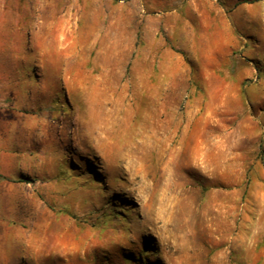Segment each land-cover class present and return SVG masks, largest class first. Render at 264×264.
I'll list each match as a JSON object with an SVG mask.
<instances>
[{
  "label": "rangeland",
  "instance_id": "374dc122",
  "mask_svg": "<svg viewBox=\"0 0 264 264\" xmlns=\"http://www.w3.org/2000/svg\"><path fill=\"white\" fill-rule=\"evenodd\" d=\"M0 264H264V0H0Z\"/></svg>",
  "mask_w": 264,
  "mask_h": 264
}]
</instances>
